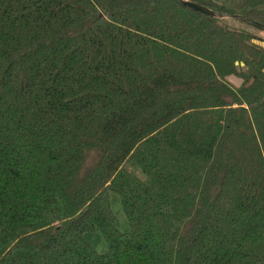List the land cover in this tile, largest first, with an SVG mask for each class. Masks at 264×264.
Segmentation results:
<instances>
[{"label":"trees","instance_id":"trees-1","mask_svg":"<svg viewBox=\"0 0 264 264\" xmlns=\"http://www.w3.org/2000/svg\"><path fill=\"white\" fill-rule=\"evenodd\" d=\"M189 1L264 24V0ZM262 32L0 0V264H264Z\"/></svg>","mask_w":264,"mask_h":264},{"label":"water","instance_id":"water-1","mask_svg":"<svg viewBox=\"0 0 264 264\" xmlns=\"http://www.w3.org/2000/svg\"><path fill=\"white\" fill-rule=\"evenodd\" d=\"M178 3H180L183 6H188L202 14L211 16V17H218V18H230L236 21H240L246 24H249L251 26H254L256 28H258L259 30L264 31V24L248 18L244 15H240V14H232V13H226V12H220L217 10H213L210 9L202 4H199L197 2H193V1H189V0H176Z\"/></svg>","mask_w":264,"mask_h":264},{"label":"rangeland","instance_id":"rangeland-1","mask_svg":"<svg viewBox=\"0 0 264 264\" xmlns=\"http://www.w3.org/2000/svg\"><path fill=\"white\" fill-rule=\"evenodd\" d=\"M261 35L262 36H264V32H262L261 33ZM264 44V43H263ZM239 81H240V79L239 78H234V82L235 83H239ZM12 135V134H11ZM10 143H12V142H10ZM23 147L25 148H27V146L26 145H23ZM23 154V153H22ZM234 183V182H233ZM235 185H236V183H235ZM230 187H232L233 188V184L232 183H230ZM236 190H234L233 192H235ZM233 192H231V193H233ZM233 199H234V201L236 202L237 201V198H235V195H233ZM101 204V203H100ZM99 206H101V205H99ZM101 208H102V206H101ZM97 210H100V208H98ZM233 212H231L230 213V215H227V217H225V220L224 221H228V219H230L229 217H232L233 216V214H232ZM42 260V259H41Z\"/></svg>","mask_w":264,"mask_h":264}]
</instances>
